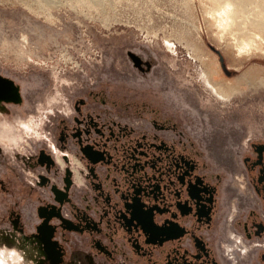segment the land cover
Listing matches in <instances>:
<instances>
[{"label":"flooded vegetation","instance_id":"1","mask_svg":"<svg viewBox=\"0 0 264 264\" xmlns=\"http://www.w3.org/2000/svg\"><path fill=\"white\" fill-rule=\"evenodd\" d=\"M236 143L220 160L170 115L81 90L1 184L4 219L37 264H264V142Z\"/></svg>","mask_w":264,"mask_h":264},{"label":"rangeland","instance_id":"2","mask_svg":"<svg viewBox=\"0 0 264 264\" xmlns=\"http://www.w3.org/2000/svg\"><path fill=\"white\" fill-rule=\"evenodd\" d=\"M141 61L147 76L132 69ZM205 78L242 91L225 102ZM0 81L12 87L0 100V264H37V246L4 219L1 184L81 90L170 115L220 160L237 141L264 142V0H0Z\"/></svg>","mask_w":264,"mask_h":264},{"label":"bare ground","instance_id":"3","mask_svg":"<svg viewBox=\"0 0 264 264\" xmlns=\"http://www.w3.org/2000/svg\"><path fill=\"white\" fill-rule=\"evenodd\" d=\"M227 6L228 5L225 4V7H227ZM227 13H228L227 10H223V11H221L220 15L221 16H228ZM226 20H227V18H226ZM236 51H237V54L239 56L243 55V53L241 52V50L239 48L238 49L236 48ZM205 83H206L207 87L221 100H229L233 95L238 94L239 91H241L239 89V86L236 84L225 83V82H217V83L213 82L212 83V81H209L207 78H205ZM7 85L5 82L0 81V99L1 100L6 99L8 97V94H10V89H12V87L10 84H7Z\"/></svg>","mask_w":264,"mask_h":264},{"label":"water","instance_id":"4","mask_svg":"<svg viewBox=\"0 0 264 264\" xmlns=\"http://www.w3.org/2000/svg\"><path fill=\"white\" fill-rule=\"evenodd\" d=\"M210 49L215 51L219 55V61L221 63V66H222L223 70L228 74L226 66L224 65V58L222 57L221 53L212 46H210Z\"/></svg>","mask_w":264,"mask_h":264},{"label":"crops","instance_id":"5","mask_svg":"<svg viewBox=\"0 0 264 264\" xmlns=\"http://www.w3.org/2000/svg\"><path fill=\"white\" fill-rule=\"evenodd\" d=\"M252 79L253 78H251L249 74H246L245 76L242 77V80H245V82L244 81L243 82L247 83V84H251L252 83Z\"/></svg>","mask_w":264,"mask_h":264},{"label":"built area","instance_id":"6","mask_svg":"<svg viewBox=\"0 0 264 264\" xmlns=\"http://www.w3.org/2000/svg\"><path fill=\"white\" fill-rule=\"evenodd\" d=\"M73 162H74V164L76 163V160L75 159H73Z\"/></svg>","mask_w":264,"mask_h":264}]
</instances>
